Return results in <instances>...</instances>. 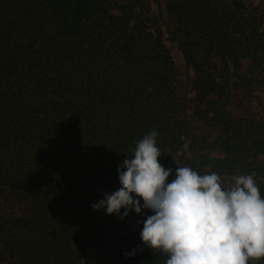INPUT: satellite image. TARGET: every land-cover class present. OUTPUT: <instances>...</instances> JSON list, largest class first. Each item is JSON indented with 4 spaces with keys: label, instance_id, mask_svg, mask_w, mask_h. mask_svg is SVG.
<instances>
[{
    "label": "trees",
    "instance_id": "16d2710c",
    "mask_svg": "<svg viewBox=\"0 0 264 264\" xmlns=\"http://www.w3.org/2000/svg\"><path fill=\"white\" fill-rule=\"evenodd\" d=\"M113 238L264 264V0H0V264H114Z\"/></svg>",
    "mask_w": 264,
    "mask_h": 264
},
{
    "label": "rangeland",
    "instance_id": "374dc122",
    "mask_svg": "<svg viewBox=\"0 0 264 264\" xmlns=\"http://www.w3.org/2000/svg\"><path fill=\"white\" fill-rule=\"evenodd\" d=\"M153 8H155V6H153ZM172 49H173L172 55H173V58H174V61L177 65V67L180 69V71L182 73H185V66H184V62H183V59H182L180 52L177 50L176 47H173ZM231 177L235 180H238V181H245L249 184H254V180H253L252 175L238 174V176H237V174H236V175H233ZM117 246H118V241H116V239L113 238V239H111L110 242H108L107 247H106V251L108 252L109 256L113 259L114 264H117V262H118V261L116 262V260H114V257L117 253V250H116Z\"/></svg>",
    "mask_w": 264,
    "mask_h": 264
}]
</instances>
